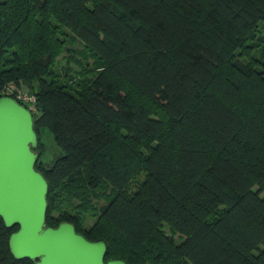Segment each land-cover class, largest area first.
<instances>
[{
  "label": "trees",
  "instance_id": "16d2710c",
  "mask_svg": "<svg viewBox=\"0 0 264 264\" xmlns=\"http://www.w3.org/2000/svg\"><path fill=\"white\" fill-rule=\"evenodd\" d=\"M11 84L35 98L48 227L104 262L264 264V0H0ZM17 230L0 218V264H34Z\"/></svg>",
  "mask_w": 264,
  "mask_h": 264
},
{
  "label": "water",
  "instance_id": "95a60500",
  "mask_svg": "<svg viewBox=\"0 0 264 264\" xmlns=\"http://www.w3.org/2000/svg\"><path fill=\"white\" fill-rule=\"evenodd\" d=\"M38 139L32 113L15 99L0 98V218L18 230L8 245L16 260L34 264H126L104 262V242H90L73 225H46L48 184L35 169Z\"/></svg>",
  "mask_w": 264,
  "mask_h": 264
},
{
  "label": "rangeland",
  "instance_id": "374dc122",
  "mask_svg": "<svg viewBox=\"0 0 264 264\" xmlns=\"http://www.w3.org/2000/svg\"><path fill=\"white\" fill-rule=\"evenodd\" d=\"M74 69H77L75 65H72ZM40 140L44 146L41 161L51 162L56 156L60 154V150L55 145L51 132L47 128L40 130ZM264 198V195H261Z\"/></svg>",
  "mask_w": 264,
  "mask_h": 264
},
{
  "label": "built area",
  "instance_id": "2783aa9c",
  "mask_svg": "<svg viewBox=\"0 0 264 264\" xmlns=\"http://www.w3.org/2000/svg\"><path fill=\"white\" fill-rule=\"evenodd\" d=\"M2 95L6 97L13 96L15 100L21 101V104L25 108H27L32 114L36 113L35 98L32 95L26 93L25 91L15 88L14 85H8L2 92Z\"/></svg>",
  "mask_w": 264,
  "mask_h": 264
}]
</instances>
